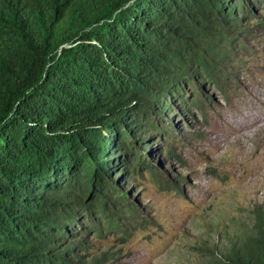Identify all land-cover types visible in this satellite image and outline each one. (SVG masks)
Instances as JSON below:
<instances>
[{
	"label": "trees",
	"instance_id": "16d2710c",
	"mask_svg": "<svg viewBox=\"0 0 264 264\" xmlns=\"http://www.w3.org/2000/svg\"><path fill=\"white\" fill-rule=\"evenodd\" d=\"M249 1L0 0V264H95L74 225L100 237L119 227L114 200L133 212L121 184L144 166L137 147L171 103L197 107L191 83L219 72ZM253 214L222 264H264Z\"/></svg>",
	"mask_w": 264,
	"mask_h": 264
},
{
	"label": "rangeland",
	"instance_id": "374dc122",
	"mask_svg": "<svg viewBox=\"0 0 264 264\" xmlns=\"http://www.w3.org/2000/svg\"><path fill=\"white\" fill-rule=\"evenodd\" d=\"M249 2L251 8L236 15L219 72L210 81L196 73L191 83L202 88L194 91L197 107L171 103L158 118L162 131H146L147 149L135 144L144 166L121 184L133 212L118 210L114 200L109 214L119 227L107 226L100 237L81 228L85 220L74 225L69 240L81 242L75 249L81 261L222 264L226 252L252 234L253 208L264 209V142L242 140L252 121L264 117V0Z\"/></svg>",
	"mask_w": 264,
	"mask_h": 264
},
{
	"label": "bare ground",
	"instance_id": "6f19581e",
	"mask_svg": "<svg viewBox=\"0 0 264 264\" xmlns=\"http://www.w3.org/2000/svg\"><path fill=\"white\" fill-rule=\"evenodd\" d=\"M253 120V119H252ZM248 121H250V120H248ZM243 122V121H242ZM241 122V123H242ZM253 122V124L251 125V126H255L254 128L252 127V129H250V133H245V134H243V136H244V139L242 140V141H246V143L247 142H249V140H251V141H256V142H258V143H260V141H262V143L264 142V117L263 118H257V119H255V121H252ZM240 124V123H239ZM238 124V125H239ZM241 125V124H240ZM237 127V126H236ZM239 127V126H238ZM246 127V126H245ZM235 129V128H234ZM241 129V128H240ZM244 129V128H243ZM237 130V129H236ZM243 131V130H242ZM241 131V132H242ZM235 132V131H234ZM241 137V136H240ZM236 138V137H235ZM228 139V138H227ZM237 139H239V138H237ZM232 140V139H231ZM240 140V139H239ZM239 140H238V142L237 143H239ZM234 141V140H233ZM237 141V140H236ZM229 142V141H228ZM234 143H236V142H234ZM243 143V142H242ZM250 143V142H249ZM236 145V144H235ZM230 146V145H229ZM237 146V145H236ZM235 146V147H236ZM242 146V145H241ZM246 146V145H245ZM241 147L240 149H243V151H245L246 153L248 152V151H250L249 149L247 150V147ZM248 146V145H247ZM233 147L234 146H231V148L233 149ZM254 147V146H253ZM257 147H259L258 145H257ZM256 147V148H257ZM261 147V146H260ZM264 147V146H263ZM237 148H239V145L237 146ZM258 149V148H257ZM254 150V149H253ZM256 150V149H255ZM236 151V150H235ZM251 151H252V149H251ZM257 151V150H256ZM236 152H238V150L236 151ZM241 153H242V151H241ZM236 154H239V153H236ZM241 155H245V153L244 154H241ZM247 155H248V153H247ZM247 155H245V156H247ZM256 155V154H255ZM263 155H264V153H263ZM238 156V155H237ZM250 156V155H249ZM253 156V155H252ZM260 157V156H259ZM240 158H242V157H240ZM249 158V157H248ZM253 158V157H252ZM262 158V157H261ZM259 159V158H258ZM239 160V159H238ZM243 160V159H242ZM242 160H241V162H242ZM260 160V159H259ZM237 161V160H236ZM258 161V160H257ZM264 161V160H263ZM263 163V162H262ZM264 164H262V166H263ZM264 170V167H263V169H262V171ZM261 171V170H260ZM259 171V174L261 173ZM263 173V172H262ZM257 174H258V172H257ZM258 174V175H259ZM256 175V174H255ZM258 175H257V177H258ZM253 176V175H252ZM263 176H264V173H263ZM253 177H255V176H253ZM253 179V178H252ZM259 179V178H258Z\"/></svg>",
	"mask_w": 264,
	"mask_h": 264
}]
</instances>
